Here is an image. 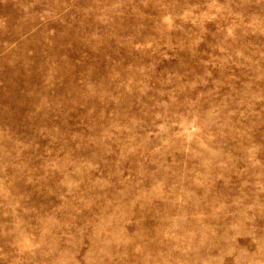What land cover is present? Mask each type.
<instances>
[{
  "label": "rangeland",
  "instance_id": "1",
  "mask_svg": "<svg viewBox=\"0 0 264 264\" xmlns=\"http://www.w3.org/2000/svg\"><path fill=\"white\" fill-rule=\"evenodd\" d=\"M0 264H264V0H0Z\"/></svg>",
  "mask_w": 264,
  "mask_h": 264
}]
</instances>
